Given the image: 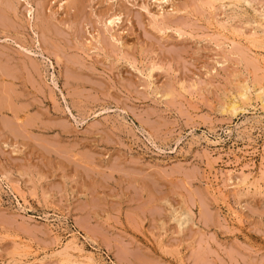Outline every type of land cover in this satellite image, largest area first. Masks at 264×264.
<instances>
[{"label": "rangeland", "instance_id": "374dc122", "mask_svg": "<svg viewBox=\"0 0 264 264\" xmlns=\"http://www.w3.org/2000/svg\"><path fill=\"white\" fill-rule=\"evenodd\" d=\"M0 52V264H264V0H0Z\"/></svg>", "mask_w": 264, "mask_h": 264}, {"label": "bare ground", "instance_id": "6f19581e", "mask_svg": "<svg viewBox=\"0 0 264 264\" xmlns=\"http://www.w3.org/2000/svg\"><path fill=\"white\" fill-rule=\"evenodd\" d=\"M166 1H168V0H166ZM208 1V0H207ZM11 2V1H10ZM222 2V1H221ZM244 2V1H243ZM246 2V1H245ZM244 2V3H245ZM13 4V3H12ZM207 4V3H206ZM208 5H210L209 3H208ZM4 6V5H3ZM8 6V5H7ZM11 6V5H10ZM211 6H212V4H211ZM224 6V5H223ZM239 6V5H238ZM236 8H237V6H236ZM240 8V7H239ZM14 9V8H13ZM173 10L174 9H177L176 7H173L172 8ZM251 9V8H250ZM5 10V9H4ZM13 11V10H12ZM8 12H10V11H8ZM13 12H15V11H13ZM3 14V13H2ZM14 14V13H13ZM163 13H158V15H156L157 17L158 16H161ZM15 15V14H14ZM118 15V14H117ZM119 16H115L114 18H111L110 20H109V24H113V23H116V20H119ZM106 22V21H105ZM254 22V21H253ZM49 25V24H48ZM47 25V26H48ZM52 26V25H51ZM166 26V25H165ZM164 26V27H165ZM212 26V25H211ZM42 28H44V27H42ZM262 28V27H261ZM54 30V29H53ZM225 30V29H224ZM255 29H253V31H254ZM167 31V30H166ZM177 32V31H176ZM180 32V31H179ZM261 32V31H260ZM46 34V33H45ZM48 34V33H47ZM53 34V33H52ZM50 35V34H49ZM255 37V36H254ZM234 39V38H233ZM262 39V38H261ZM253 42H254V40H253ZM230 43H232V42H230ZM263 45V44H262ZM96 46H97V44H96ZM260 47V46H259ZM103 48V47H102ZM254 48V47H253ZM261 48V47H260ZM2 51V50H1ZM0 53H2V52H0ZM5 54V53H4ZM242 57V56H241ZM262 57H263V55H262ZM1 60V59H0ZM21 60V59H20ZM255 60V59H254ZM262 60V59H261ZM23 61V60H22ZM264 61V60H263ZM247 62V61H246ZM249 62V61H248ZM253 63V62H252ZM259 63V62H258ZM257 63V64H258ZM24 64V63H23ZM253 64H255V63H253ZM28 65V64H27ZM32 65V64H31ZM149 65V64H148ZM153 66H152V68L150 67V69H151V71L155 68V64H152ZM26 66V65H25ZM14 69H15V67H13ZM26 69V68H25ZM37 70V69H36ZM242 70V69H241ZM26 71V70H25ZM27 72V71H26ZM34 72V71H33ZM12 73V72H11ZM9 74V73H8ZM12 75V74H11ZM150 75V74H149ZM6 76V75H5ZM15 76V75H14ZM3 77H4V75H3ZM25 77V76H24ZM248 77V76H247ZM232 78V77H231ZM0 79H2V81H4L5 80V78H2V76L0 77ZM8 79V78H7ZM9 79H11V78H9ZM10 81V80H9ZM22 81V80H21ZM13 82V81H12ZM0 83H1V81H0ZM11 83V82H10ZM10 83H9V85H10ZM2 85V84H1ZM4 85V84H3ZM234 87H235V89H236V92H235V96H233L232 98H231V100H230V102L227 104V110L228 111H230V112H232L233 114H235L238 110H241V108H242V105L240 104V101H245V100H248L249 99V91H250V85H249V81H248V79H246L245 77L243 78V77H239L238 75H236L235 76V79H234ZM232 85V86H233ZM254 86V85H253ZM7 87H8V85H7ZM10 87V86H9ZM229 87V86H228ZM252 87V86H251ZM257 87V86H256ZM182 88V87H181ZM2 89V88H1ZM4 89V88H3ZM255 89V88H254ZM4 91V90H3ZM11 91V90H10ZM9 91V92H10ZM223 91V90H222ZM256 91V90H255ZM254 91V92H255ZM5 92H7L6 90H5ZM232 92V91H231ZM4 94V93H3ZM6 94V93H5ZM256 95H257V97L262 101V102H264V85H260L258 88H257V91H256ZM231 97V96H230ZM7 98V97H6ZM256 100H258V99H256ZM219 106H221L220 104H219ZM223 106V105H222ZM225 109V108H224ZM9 110V109H8ZM262 110V109H261ZM12 111V110H11ZM264 111V110H263ZM244 112V111H243ZM254 112V111H253ZM13 113V112H12ZM16 114V113H15ZM17 117V116H16ZM14 119H16V118H14ZM17 120V119H16ZM18 121V120H17ZM23 123V122H22ZM21 123V124H22ZM253 127V126H252ZM214 167V166H213ZM212 167V168H213ZM229 174V173H228ZM263 177V176H262ZM229 178V177H228ZM264 178V177H263ZM249 180V179H248ZM262 180V179H261ZM264 181V180H263ZM233 182V181H232ZM258 182V181H257ZM242 183V182H241ZM259 183H261V182H259ZM242 184H244V183H242ZM258 184V183H257ZM249 185V184H248ZM247 185V186H248ZM259 186V185H258ZM261 187V186H260ZM248 188H250V187H248ZM255 188V187H254ZM142 203H144V202H142ZM146 203V202H145ZM227 208V207H226ZM173 210V209H172ZM171 210V211H172ZM177 210V209H176ZM229 210H230V208H229ZM183 211H185V210H183ZM176 212V211H175ZM174 212V213H175ZM180 212V211H179ZM179 212H177V214L179 213ZM186 212V211H185ZM184 212V213H185ZM191 212V211H190ZM226 212V211H225ZM172 213V212H171ZM231 213V212H230ZM181 214V217H182V214L183 213H180ZM184 215V214H183ZM227 215V214H226ZM226 215H225V217H226ZM186 216V215H185ZM188 218V217H187ZM241 218V217H240ZM175 219H177L176 217H175ZM233 220V219H232ZM188 221V220H187ZM182 223V222H181ZM184 223V222H183ZM190 223V222H189ZM184 225V224H183ZM180 226V225H179ZM178 226V227H179ZM181 229V228H180ZM184 229V228H183ZM62 242V241H61ZM81 245V244H80ZM74 246H76V245H74ZM77 246H78V243H77ZM63 247V246H62ZM78 247H80V246H78ZM81 247H83V246H81ZM64 248V247H63ZM81 249H83V248H81ZM64 250V249H63ZM77 250V249H76ZM79 251H81L80 250V248H79ZM84 252V251H83ZM20 254H21V252H20ZM66 253H64V255H65ZM62 255H63V253H62ZM63 255V256H64ZM26 256V255H25ZM66 256V255H65ZM37 257V256H36ZM35 257V258H36ZM82 257V256H81ZM44 258V257H43ZM38 259V258H37ZM45 259V258H44ZM89 259H91V257L89 258ZM65 260H67V261H69V262H71L72 264H81V263H79V262H77L78 260H71L70 258H66ZM46 261V260H45ZM62 262H63V260H62ZM38 263V262H37ZM22 264V263H21ZM47 264V263H46Z\"/></svg>", "mask_w": 264, "mask_h": 264}]
</instances>
